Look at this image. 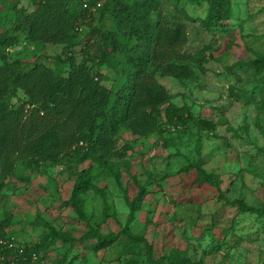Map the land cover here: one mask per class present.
<instances>
[{"label": "rangeland", "instance_id": "rangeland-1", "mask_svg": "<svg viewBox=\"0 0 264 264\" xmlns=\"http://www.w3.org/2000/svg\"><path fill=\"white\" fill-rule=\"evenodd\" d=\"M229 2L231 17L224 30L208 33L196 22L204 16V4L174 6V0L161 1L160 15L186 27L183 53L194 63L203 55L205 63L193 66V80L155 77L172 105L188 109L191 119L186 126L145 139L121 130L116 149L122 158L111 160L104 175L92 181L93 189L81 197L86 224L101 235L119 233L115 244L93 255L87 247L93 240L77 242L84 221L66 205L77 172L72 163H45L33 170L17 164L0 188L3 254L40 245L38 261L31 264L57 259L64 264H147L144 245L129 241L136 237L149 245L152 260L177 250L194 263L264 264V74L249 66L256 57H264V0ZM31 11L30 0H0V31L10 30L18 15ZM92 19L86 17L79 29V44L91 27L99 32L112 29L108 15L97 21L95 12ZM91 38L99 40L97 35ZM60 48L31 44L19 35L11 53L14 59L50 67ZM89 50L94 54L95 49ZM73 55L80 59L79 47ZM92 72L113 77L103 66ZM101 84L109 87V81ZM22 102L19 92L10 99L12 107ZM197 120L210 121L214 131L199 136ZM194 165L217 175V187L198 184ZM141 188L145 194L122 234L128 215L125 199L131 200ZM234 200L257 212L238 213L226 204Z\"/></svg>", "mask_w": 264, "mask_h": 264}, {"label": "trees", "instance_id": "trees-1", "mask_svg": "<svg viewBox=\"0 0 264 264\" xmlns=\"http://www.w3.org/2000/svg\"><path fill=\"white\" fill-rule=\"evenodd\" d=\"M161 1L104 0L101 4L100 0H30L32 11L18 15L19 20L13 22L10 30L0 31V188L17 164L33 170L40 164L70 162L77 172L66 205L74 208L84 221L81 197L93 189L92 181L104 175L111 160L122 158L116 149L121 130L145 139L186 126L191 119L188 109L172 105L166 89L155 77L178 82L193 80V66H200L205 59L202 55L194 63L183 53L186 27L181 22L168 23L160 15ZM97 2L100 6L92 11ZM185 2L206 6L203 18L196 22L208 33L224 30L231 17L229 0H174V6ZM13 7L14 4L10 8ZM95 12L97 21L108 15L112 29L99 32L91 27L90 35L79 44L78 31L86 17L93 21ZM19 35L31 44L60 46L52 66L12 58ZM91 35H97L98 42ZM76 47L78 61L73 55ZM89 49H95L94 54ZM102 66L112 73L111 79L92 72ZM249 66L256 74H264V57H256ZM104 81H109V87L101 84ZM16 92L23 95L24 102L12 107L10 99ZM195 125L199 136L214 131L210 121L197 120ZM193 167L198 184L217 187V175L205 173L200 166ZM144 194L145 189L141 188L131 200L125 199L128 215L122 234ZM226 204L241 214L257 212L241 200ZM83 224L84 232L77 242L93 240L87 245L93 255L104 252L118 240L119 233L101 235L85 221ZM3 237L0 232V239ZM129 241L144 245L147 264H203L190 262L185 253L177 250L152 260L146 241L136 237ZM39 248L40 245H32L21 248L17 254H3L0 246V264H31L38 261ZM52 264H64V260L57 259Z\"/></svg>", "mask_w": 264, "mask_h": 264}, {"label": "built area", "instance_id": "built-area-1", "mask_svg": "<svg viewBox=\"0 0 264 264\" xmlns=\"http://www.w3.org/2000/svg\"><path fill=\"white\" fill-rule=\"evenodd\" d=\"M99 6H100V2H97V3L95 4V7L92 8L91 10L93 11L95 8H98ZM83 7H84V5H83ZM8 246L10 247V244H9Z\"/></svg>", "mask_w": 264, "mask_h": 264}]
</instances>
